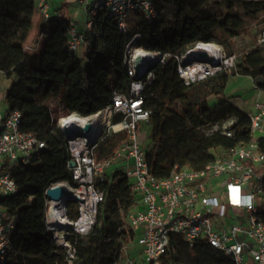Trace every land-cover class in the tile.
Wrapping results in <instances>:
<instances>
[{
  "label": "trees",
  "instance_id": "16d2710c",
  "mask_svg": "<svg viewBox=\"0 0 264 264\" xmlns=\"http://www.w3.org/2000/svg\"><path fill=\"white\" fill-rule=\"evenodd\" d=\"M249 10L264 12V0L241 2ZM157 17L146 20L134 14L127 31L119 30L116 20L104 7L92 17V27L83 42L85 64L66 51L69 20L51 19L43 28V46L25 51V42L33 27L35 0H0V73L15 80L8 88L5 103L9 110L22 112L21 129L31 131L45 142L39 161L15 166L12 177L17 191L0 197V207L18 218L11 235L13 251L5 264H69L64 250L50 245L51 231L45 225V192L51 184L73 183L68 167L67 141L51 120L47 103L56 100L67 111L82 115L96 112L110 104L114 91L127 92L129 77L123 66L125 45L139 34L137 45L147 50H185L196 41L221 43L218 32L235 37L243 30V19L235 14L211 11L203 0H153ZM264 41L249 51L232 69V74L249 76L257 89L264 91ZM174 58L154 68V80L145 93V104L151 109L149 147L145 149L149 172L156 178L166 177L172 169H202L218 153L251 139L249 116L235 107L224 95L228 80L226 71L185 85L177 72ZM210 97H216L214 104ZM235 116L238 122L232 137L222 134L206 136L199 127ZM122 118L118 113L113 122ZM124 132L106 137L95 149L98 159L112 158L117 146L126 139ZM264 152V135L257 138ZM5 169V167H3ZM104 191L92 231L78 237L76 257L70 264H113L122 239L118 229L125 223L121 210L134 204L129 178L115 169L99 183ZM264 191V178H263ZM67 215L77 214L75 201H67ZM264 221V207L258 211ZM175 249V254L172 253ZM169 264H234L233 259L211 247L205 240L193 246L179 234L171 235Z\"/></svg>",
  "mask_w": 264,
  "mask_h": 264
},
{
  "label": "built area",
  "instance_id": "2783aa9c",
  "mask_svg": "<svg viewBox=\"0 0 264 264\" xmlns=\"http://www.w3.org/2000/svg\"><path fill=\"white\" fill-rule=\"evenodd\" d=\"M78 3L84 10L86 21L82 28L69 22L65 45L66 51L74 55L82 49L86 33L92 27V17L101 7L106 8L108 17L116 20L122 32L127 31V22L136 13L148 21L157 17L153 0H95L92 3L78 0ZM35 8L45 20V27L51 25L50 0H35ZM139 39L140 35L135 34L125 45L123 66L129 77L128 91H114L110 104L82 115L67 111L56 100L47 103L52 124L66 139L69 160L74 161L73 167L68 165L73 183L60 182L70 189L64 200V215L70 228L63 230L62 237L57 238L56 225L45 211V225L52 233L50 245L55 243L58 249L64 250V260L69 264L73 262L77 239L92 231L104 200V191L99 183L112 166L119 164L118 169L129 178L135 204L118 229L122 242L113 264H169L166 260L172 234L182 236L189 246L197 240H205L211 247L231 257L234 264H264V221L258 217L259 209L264 207V152L257 140L258 136L264 135V102L256 100L254 112L248 115L251 135L248 142L222 149L200 170L175 166L168 176L154 177L149 172L146 152L138 133V126L147 122L151 113L145 104V93L153 83L154 68L174 58L178 61V75L185 85H191L234 68L236 63L234 55L226 56L223 51L219 63L213 64L217 58L212 59L208 71L192 78L187 73L192 64L187 67L180 65L181 55L185 52V56L190 48L177 52L147 50L137 45ZM260 41H264V30ZM200 44L207 42L196 41L192 47ZM136 49H141L142 56L149 60L140 71L135 67L136 57L140 56L135 54ZM118 113L122 118L113 122V116ZM21 121L22 112L17 109L9 110L6 106L3 112L0 111V197L17 191L12 169L39 161L45 147V142L36 133L21 129ZM237 122L238 118L232 116L201 126L199 130L206 136L222 134L232 137ZM69 124H73L72 129L78 133L73 138L66 131ZM88 124L92 127L89 132H84ZM119 132H124L127 137L117 146L114 157L98 159L96 146ZM69 200L77 204L78 214L74 219L67 215L66 203ZM17 222L16 215L5 209L0 211V264L11 258V235Z\"/></svg>",
  "mask_w": 264,
  "mask_h": 264
},
{
  "label": "rangeland",
  "instance_id": "374dc122",
  "mask_svg": "<svg viewBox=\"0 0 264 264\" xmlns=\"http://www.w3.org/2000/svg\"><path fill=\"white\" fill-rule=\"evenodd\" d=\"M248 1H251V0H203L206 8H208L211 11L229 12V13L238 15L243 19L244 21L243 30L240 32L238 36L228 37L224 33L220 31L218 32L221 42H225V44L228 45L231 51L230 55L235 56L236 64L249 51L250 48L261 44V41H260L261 33L264 30V12H257L254 9H249V10L245 9L242 6L241 2H248ZM218 44L220 46L222 45L221 43H218ZM40 45L42 47L43 43L41 42ZM222 47H223V51L226 54V56H229L226 47L224 45H222ZM261 47L264 49V45H261ZM24 49L25 51H28V52H34L26 47H24ZM187 49L189 48H186L185 51ZM184 53L183 55H181L180 65L182 67H187L189 64H193V63L187 64L188 61H185L186 60L185 57L187 53L185 54V56H184ZM76 56L79 57L82 64H85L83 49L77 52ZM232 69L233 67L224 70L227 72L228 75L232 76L227 84L228 85L227 88L224 89V95L227 96L228 94H232V92L237 90L241 94V97H240L241 101H243L244 98L246 97L250 98L251 96L250 92L254 90L251 83L247 80H244V78L233 77L234 74H232ZM8 83L0 82L1 89H3L4 91H7L8 90L7 88H9L10 85L12 84L11 83L9 85ZM215 99L216 97H210L209 103L211 105L214 104ZM138 133H139V138L143 145V148L147 149L149 147L150 127L142 125ZM118 167L119 166H112L111 169L109 170V173L114 171L115 169H118ZM133 209H134V206L131 207L128 211L133 210ZM128 211L121 210L120 216L124 219V221H126V215ZM241 219L243 220V218ZM171 251L173 254H175V249L172 248ZM138 264H142V263L138 262Z\"/></svg>",
  "mask_w": 264,
  "mask_h": 264
},
{
  "label": "crops",
  "instance_id": "0c3cea01",
  "mask_svg": "<svg viewBox=\"0 0 264 264\" xmlns=\"http://www.w3.org/2000/svg\"><path fill=\"white\" fill-rule=\"evenodd\" d=\"M89 1L92 3L95 0H89ZM50 3H51V14H52L51 19L62 16L64 19H67L69 20V22L76 24L79 28H82V26L84 25L86 21V16H85L83 8L79 5L78 0H50ZM45 25H46L45 20L43 19L40 12L35 8L34 14H33V27L31 29L28 39L25 42L26 46L30 47V50L38 51L41 48L40 44L41 42L43 43L44 37H45L42 32ZM231 77H232L231 75L228 76L225 89L227 88L228 86L227 84ZM233 77L244 78V80H247L251 83L254 89L252 92H250V95H251L250 98L246 97L244 98L243 101L240 100L241 94L237 90L232 92V94H228L226 96L229 98L230 102L235 107L239 108L241 111L249 115L254 112V103L256 100H261L264 102V91L262 90L258 93L255 85L253 84L252 79L249 76L234 74ZM14 80H15L14 76L11 75L10 77H7L5 74L0 73L1 83L9 82L8 84L10 85L11 83H13ZM6 92L7 91H4L3 89H1V86H0V111L2 112L6 109V106L4 104ZM221 150L222 149H219L218 152H220ZM115 166H119V164ZM3 210L4 209L0 207V211H3Z\"/></svg>",
  "mask_w": 264,
  "mask_h": 264
},
{
  "label": "bare ground",
  "instance_id": "6f19581e",
  "mask_svg": "<svg viewBox=\"0 0 264 264\" xmlns=\"http://www.w3.org/2000/svg\"><path fill=\"white\" fill-rule=\"evenodd\" d=\"M135 54L143 55V51L141 49H136ZM203 54H205V56H203ZM222 56V47L216 42H207V44H200L197 47H192L185 57V59L189 62H193V64L190 65L187 73L192 78L197 77L202 72L208 71L210 61L212 59L217 58L216 61L212 62L213 64H217L219 63ZM59 185L65 188L67 191H70L66 184L60 183ZM45 211L47 212L49 219L53 220L54 224L56 225V237L61 238L62 231L65 230L68 225V220L64 215V200L56 201L47 198Z\"/></svg>",
  "mask_w": 264,
  "mask_h": 264
},
{
  "label": "water",
  "instance_id": "95a60500",
  "mask_svg": "<svg viewBox=\"0 0 264 264\" xmlns=\"http://www.w3.org/2000/svg\"><path fill=\"white\" fill-rule=\"evenodd\" d=\"M203 56H205V54H203ZM148 61H149L148 58H146L145 56H142V55L137 56L136 60H135L136 70L140 71L141 68L144 66V64L146 62H148ZM72 126H73V124H69L66 127V131L69 134L70 138H73V137H75L78 134L74 129H72ZM91 127H92L91 124L86 125V127L84 128V132H89ZM68 165H69V167H73L74 166V161L73 160H69L68 161ZM59 184L60 183H56L53 187L48 188L46 190V196H47L48 199H53V200H56V201L65 200L66 196L69 193H68V191L65 188H63ZM67 228H70V227L67 225Z\"/></svg>",
  "mask_w": 264,
  "mask_h": 264
}]
</instances>
